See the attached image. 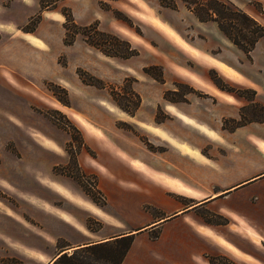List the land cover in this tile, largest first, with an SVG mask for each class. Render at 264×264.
I'll return each mask as SVG.
<instances>
[{"label":"rangeland","instance_id":"rangeland-1","mask_svg":"<svg viewBox=\"0 0 264 264\" xmlns=\"http://www.w3.org/2000/svg\"><path fill=\"white\" fill-rule=\"evenodd\" d=\"M242 1L264 24L257 12L264 4ZM191 7L206 16L196 0H0V22L23 36L27 31L30 79L27 96L0 81V264H46L63 250L72 253L78 239L122 235L174 209V191L161 182L164 175L184 181L186 174L169 165L178 143L158 127L214 157L230 146V131L264 119L263 105L249 103L255 93L247 83L218 69L226 62L259 70L264 40L248 56L216 21H201ZM230 104L241 107L240 119L231 117ZM127 155L159 164L161 182L138 171L145 169L141 162L133 161L134 169ZM165 184L183 189L170 179ZM176 224H166L168 233L153 250L136 246L125 264H246L221 251L201 254L198 237L176 232L183 227ZM162 232L150 231L145 242Z\"/></svg>","mask_w":264,"mask_h":264},{"label":"crops","instance_id":"crops-1","mask_svg":"<svg viewBox=\"0 0 264 264\" xmlns=\"http://www.w3.org/2000/svg\"><path fill=\"white\" fill-rule=\"evenodd\" d=\"M229 1L242 8L250 16L264 25L258 19L257 15L250 13V10L245 7L246 5L242 0ZM256 1H258L259 4H264V0ZM257 12L258 14H264V8L258 9ZM18 30L19 29L10 22H0V56L2 54L7 56L0 62V81H4L16 91L27 96V80H30L27 73V45L29 44L27 42V31L23 32V36L18 33ZM5 49L6 52L4 51ZM224 64L227 70L223 69L221 66H219V68L216 67L221 69L220 71H222L225 76L228 75L231 79L239 82H246L248 88L255 93L254 99L249 101V103H260V105L264 107V57L262 61L263 65L256 71L249 70L246 72L231 65L230 67L226 62ZM236 75L237 77H235ZM192 78L195 82H199L197 77L192 76ZM215 93L218 94V91ZM224 95L228 98L231 97L227 94ZM241 99L242 98L238 97L237 101L239 102ZM227 107L228 110H231L232 118L238 120L242 117L241 113L243 112H241V107L235 104H230V106L227 105ZM184 115L186 114L184 113ZM187 116L191 118L193 122L199 123L196 116ZM185 120L188 122L190 119ZM182 122L183 124L189 125L195 133L210 137L201 130L202 125L200 123L201 126L198 128L194 124H188L183 120ZM203 127L205 126L203 125ZM145 128L154 130L150 126H145ZM158 129L167 131L174 139L175 143H178L174 145V158H168V162L169 165L173 164L179 170H182L186 176L185 180L181 181L178 178H174L173 180L164 175V182H161L159 178L163 177V175L157 172L159 164L152 162L156 165H153V167L150 163H146L143 160L130 158L128 155L123 157L128 160L133 167V161L141 162L145 166V169L138 170L135 167L134 169L143 172L148 171L157 182L159 181L164 184V189H171V191H174V193L172 192L173 199L177 203L174 209L166 214L164 213L162 217L159 216L150 219L141 224L137 229H129L123 232L124 235H136L127 256H130L134 252L136 246L140 247L141 250H153L152 248H155L158 243L164 240L165 233L167 232L166 230L170 228L166 227V224H168L169 221L177 220L175 226L182 224L183 227L176 232L182 233L183 235L194 233L198 237V241L196 240V242L201 248V254H204V252L215 253L221 251L223 253H228L246 264H264V119L251 120L230 131L228 137L230 146L223 147L225 153L214 157L204 153L201 148L194 147L176 136L171 135L173 133L170 130L163 127H158ZM158 136L163 138L161 134ZM147 179L149 181H155L152 178ZM165 179H170L174 183H181L183 189L175 190L169 188L165 184ZM181 184H177L176 189H181ZM179 196L183 197L185 200H180ZM187 201L190 202L187 203ZM153 205L155 206V203H153ZM209 215L210 217L211 215H219L227 218L228 221L214 224L208 220ZM169 217L171 218L160 222ZM60 219L73 224L72 221H67L62 216H60ZM74 225L75 224H73V226ZM75 229L80 233L81 230L78 227H75ZM158 229H163L159 239L149 241V244L146 243L145 239L148 233ZM202 229L210 230L214 236L201 233ZM217 237H222L229 241L241 251L245 258L238 257L236 254L220 245L217 242ZM108 239H111V237L91 242L105 241ZM87 241L88 240L83 241L78 239L74 248L91 243ZM59 254L60 253L50 260L54 259ZM125 260L123 264H125Z\"/></svg>","mask_w":264,"mask_h":264},{"label":"trees","instance_id":"trees-1","mask_svg":"<svg viewBox=\"0 0 264 264\" xmlns=\"http://www.w3.org/2000/svg\"><path fill=\"white\" fill-rule=\"evenodd\" d=\"M187 1V0H185ZM196 4L206 16L191 7L201 21H216L220 30L248 56L260 40H264V25L229 0H207ZM239 126V125H238ZM134 240V234L80 245L72 253L63 252L52 264H123ZM64 251V250H63Z\"/></svg>","mask_w":264,"mask_h":264},{"label":"bare ground","instance_id":"bare-ground-1","mask_svg":"<svg viewBox=\"0 0 264 264\" xmlns=\"http://www.w3.org/2000/svg\"><path fill=\"white\" fill-rule=\"evenodd\" d=\"M142 15V14H141ZM155 26H159V25H161L160 24V22H159V20H153V22H152ZM193 53H196L195 51H193ZM223 69H226L224 66H221ZM227 70V69H226ZM235 77H237V75L235 76ZM108 107V109H110L111 111H114L113 110V108H111V107H109V106H107ZM169 108V110H171V111H173L174 110V108L172 107V106H169L168 107ZM65 111V110H64ZM73 116H75L76 118H77V120L85 127V128H87V129H90L91 131H93V132H96V134H99V132L95 129V127H93L91 124H90V122H88L87 120H85L84 118H82L81 116H78V115H73ZM187 119V118H186ZM136 166H138V167H140L141 168V166L140 165H136ZM77 203L80 205V206H82V207H84V208H86V209H88V210H93V211H95L96 212V210H97V208L96 207H94L92 204H90V203H88V202H86V201H82V200H80V199H77ZM62 216H64L68 221H71V219H70V217H69V215H67V214H63ZM206 233L207 234H209V235H212L213 233L212 232H210V230H206ZM217 242L220 244V245H222L223 247H225V248H227L228 250H230L232 253H234V254H236L238 257H240V258H245V256L241 253V251H239L235 246H233L229 241H227L226 239H224V238H222V237H217ZM73 248H71V249H68V250H72ZM68 250H66V251H68ZM63 252H65V251H63ZM63 252H60V254L59 255H61ZM58 255V256H59ZM58 256H56L54 259H52V260H50L47 264H52L56 259H57V257Z\"/></svg>","mask_w":264,"mask_h":264}]
</instances>
